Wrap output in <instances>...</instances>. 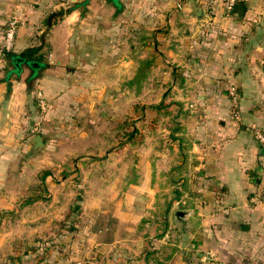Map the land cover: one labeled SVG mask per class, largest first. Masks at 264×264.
Wrapping results in <instances>:
<instances>
[{"label":"crops","instance_id":"0c3cea01","mask_svg":"<svg viewBox=\"0 0 264 264\" xmlns=\"http://www.w3.org/2000/svg\"><path fill=\"white\" fill-rule=\"evenodd\" d=\"M104 1L114 12L110 18L72 10L56 19L45 34L44 20L54 10L46 8L44 0H0V47L5 38L2 26L19 19L12 51L21 53L44 43L47 64L34 78L29 65L17 71L0 57V213L21 212L28 204V162L22 158L30 148L29 139L45 128L48 116L62 114L71 104L79 109L77 102L90 99L92 85H102L93 69L108 64L104 59L108 33L110 27L116 26V31L124 27L123 5L162 4L168 10L174 3ZM199 2L214 10L204 39L193 27L207 23L197 20ZM228 2L177 0L176 12L170 10L167 16L173 31L166 50L172 60V83L179 82L182 99L189 105L180 114L186 120L178 128L180 135L169 131L171 142L178 145L170 143L164 154L157 155L165 171L156 164L149 186L153 180L159 184L164 175L168 183L164 194L176 190L184 204L179 211L186 216L171 220L178 210L170 203L163 219L142 221L135 203H122L117 210L120 235L102 242L103 248L115 252L109 255L113 261L107 259L112 264H264V146L254 136L255 128L264 130V0H239L245 3V14L224 18ZM187 3L194 12L184 13V18L193 25L177 34L174 27L182 20L180 10H189ZM252 7L260 8L259 18ZM156 12L151 26L156 25ZM133 13L139 21L138 7ZM231 87L238 91L235 102L228 91ZM39 93L48 106L45 110L39 106ZM140 191L133 186L132 201ZM152 193L157 195L156 190ZM176 224L180 230L173 237ZM144 227L151 231L143 233Z\"/></svg>","mask_w":264,"mask_h":264},{"label":"rangeland","instance_id":"374dc122","mask_svg":"<svg viewBox=\"0 0 264 264\" xmlns=\"http://www.w3.org/2000/svg\"><path fill=\"white\" fill-rule=\"evenodd\" d=\"M44 1L54 12L64 7L66 12H97L108 18L114 13L104 0ZM177 6V0L168 10L162 4H124V27L118 32L116 26L110 27L108 33L104 53L108 64L93 69L102 85H92L90 99L77 102L79 109L71 104L62 114L48 116L45 128L34 133L42 135L45 148L33 157L28 153L34 138L29 139L30 148L22 158L28 162V204L21 212L0 213V264H112L107 259L112 260L109 255L115 252L102 245L105 237L115 239L122 231L117 213L122 203H135L142 221L163 219L170 203L178 211L184 208L176 187L172 195L164 194L168 189L164 175L159 184L153 180L149 186L156 164L165 171V163L157 155L173 143L170 129L180 135L178 128L186 121L180 114L189 105L182 99L179 82L172 83V60L166 51L173 34L167 16ZM136 7L139 21L134 19ZM187 8L190 11L180 10L182 20L174 27L177 34L193 25L184 18V13L194 12L192 4L187 3ZM155 9L156 25L151 26L148 23ZM196 9L197 20H207L193 26L204 39L214 10L206 2H199ZM251 10L255 18L261 16L259 7ZM47 15L42 26L45 34L49 31ZM15 19L2 26L5 35ZM16 20L20 27L21 21ZM133 186L141 190L134 201L130 197ZM152 190L157 195L150 194ZM174 219L180 218L174 215ZM176 225L173 237L180 230ZM148 231L151 229L146 227L142 230Z\"/></svg>","mask_w":264,"mask_h":264},{"label":"trees","instance_id":"16d2710c","mask_svg":"<svg viewBox=\"0 0 264 264\" xmlns=\"http://www.w3.org/2000/svg\"><path fill=\"white\" fill-rule=\"evenodd\" d=\"M240 4H243L245 6L244 2H237L236 6L234 7L230 15L241 14L239 12ZM210 7L212 8V5H210ZM226 12H227V8H226ZM44 46H45L44 43L42 45H34L31 47H28L21 53H15L13 51H10L6 53L5 58L10 63V65L13 66L15 70L17 71L20 70L24 64L29 65L32 68L33 76L35 78L36 76H38L40 71L47 66L45 57L42 51ZM77 208L79 207H76L74 211H70V213H73L76 210H78Z\"/></svg>","mask_w":264,"mask_h":264},{"label":"built area","instance_id":"2783aa9c","mask_svg":"<svg viewBox=\"0 0 264 264\" xmlns=\"http://www.w3.org/2000/svg\"><path fill=\"white\" fill-rule=\"evenodd\" d=\"M238 1L239 0H229L228 5H227V12H226L224 18H227L230 16V13L234 9V7L236 6ZM18 22L19 21L16 19L10 22L8 29L6 31L4 42H3L2 46L0 47V57L5 58L6 53L13 50L14 41H15L16 35L18 33V30H19V23ZM229 93H230L232 99L234 100V102L237 101V99H238L237 89L235 87H231L229 89ZM38 103H39V106L43 110L46 109V101H45L42 93L38 94ZM254 136H255L256 140L264 146V130L261 128H258V127L255 128L254 129ZM225 213L227 214L228 211L226 210Z\"/></svg>","mask_w":264,"mask_h":264},{"label":"water","instance_id":"95a60500","mask_svg":"<svg viewBox=\"0 0 264 264\" xmlns=\"http://www.w3.org/2000/svg\"><path fill=\"white\" fill-rule=\"evenodd\" d=\"M246 11V8L243 4H240L239 6V12L241 15H244ZM66 10L64 7L58 8L55 12H53L49 17H48V28L50 29L53 26L54 21L65 15ZM126 59V58H124ZM45 148V141L42 137V135H36L32 141L31 148L28 153V157H33L38 151L42 150ZM176 217L183 218L186 216V212L183 211H177L175 213Z\"/></svg>","mask_w":264,"mask_h":264}]
</instances>
